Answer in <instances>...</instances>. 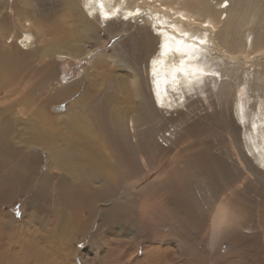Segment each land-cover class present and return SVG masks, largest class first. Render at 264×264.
Masks as SVG:
<instances>
[{
    "label": "bare ground",
    "instance_id": "obj_1",
    "mask_svg": "<svg viewBox=\"0 0 264 264\" xmlns=\"http://www.w3.org/2000/svg\"><path fill=\"white\" fill-rule=\"evenodd\" d=\"M212 1L61 0V5L66 9L67 14L77 20L87 33L96 32L95 22H104L107 27L110 25L109 19L119 18V26H126L122 31L128 33L123 41L133 40L135 42L132 51L122 50L118 62L120 63L119 68L124 70L122 72H128L132 76V90L129 88V91L130 94L133 92L137 101L119 93L120 100L117 103L106 101L76 104L65 116L64 125L67 132H61L53 127H38L33 121L34 115L46 119L47 110L35 104V97L29 93V88L18 89L15 82L18 72L27 66L24 59L39 53L38 51H30L34 36L28 29H25L16 37V44L21 47V52H13L3 45L0 48V190H2V187L5 190V188H9L8 186H11L12 190L13 184L21 185L23 182L26 185H37V193L30 200V203L35 204L38 201V195L40 193L44 195L49 184H52L54 188L59 185L62 187L63 196H67L66 203H60L62 213L58 217L61 225L71 224L72 226L75 223V225L78 224V226L86 228L89 224H93L91 226L95 228L93 219L96 215L92 214L91 210L93 206H97V203H101L103 209L96 228L103 226L113 228L114 224L128 214L127 203L120 206L122 201L119 198L123 195L122 192H119V188L127 186L124 187V190L129 191L131 185L126 182L135 174H140V181L149 182L148 184L151 183L153 187L154 183H158L159 187L162 186L158 188L159 193L164 192L166 182L168 184L173 182L170 186L173 188L170 194L176 198L183 194L187 197L190 206L202 213L210 210L209 205L218 196L211 191H208L209 193L204 192L210 188L206 187V184L209 186L210 181L215 182L214 176L218 175L222 183L230 189L228 179L231 178L232 174H236L238 170L242 169L241 164L243 165V162L249 165V170L264 188V111L260 109L263 98L257 94L250 95L253 98V103L246 110L244 101L245 84L248 82L247 76L249 75L246 70L241 69L235 92L232 94V105L230 101L226 102L228 107L226 106L227 108L224 109L225 115L222 110L220 113L223 130L230 129L226 121L231 123L232 120L235 124L231 123L234 130L232 132L233 137L237 139L238 134L241 135L240 140L244 145H242L244 157L238 156L234 159L239 162L238 165L241 169L235 166V163L232 164V167L228 162H225V164L220 163L217 158L209 157L208 151H193L181 155L184 152L181 149V151L166 158L167 153H163L159 140H157V135L164 126V115L162 116L160 111L175 104L177 106L184 105V100L187 97L185 92L200 88L206 83L203 74H216L221 80V78L224 79L225 72L227 74L230 63H239L244 67L248 63H253V61H250L252 58L253 60L264 58L263 53L252 55L254 46L249 34L239 43H230L226 39L227 35L222 33L225 28H230L227 22V15L230 10L233 14H240V12L253 13L252 18L256 19V22L259 21V16L264 13V0H220L218 5L212 4ZM231 1H234V4L231 5ZM0 2H2L3 7L7 8L5 0H0ZM8 8L15 10L14 18L5 13L0 19V42L6 33L14 30L22 18H26L28 15L27 11L18 4V0H14ZM139 17L144 21V25L141 27L131 23V18L135 21ZM45 21L47 19L44 14L38 12L31 24L32 29L39 32L40 28L46 25ZM249 21L247 20L246 24ZM53 24L56 23L53 22ZM256 26L257 24L254 28ZM132 28L133 31H130ZM259 41L260 45L264 44L263 37ZM61 43L67 48L68 41L66 38H62ZM121 45H118L119 50L122 49ZM70 49L71 47L66 50ZM118 51L115 50L114 53ZM51 53H54L53 49H44V52L41 53L42 56L49 57L46 64L41 70L27 73L29 78H33L37 75V72H43L44 70L41 84L48 83V85H51L50 81L54 77V69L57 62L61 60H56L54 57H69L64 52L56 55ZM39 60L41 62V59ZM220 66H224V72H222ZM125 79V76L118 79L119 92L123 93L128 89L127 84L124 83ZM223 82V80L220 81V84ZM223 89L225 91V87L221 91ZM253 89L258 90L257 87ZM175 91L179 94L176 98L172 95V92L175 93ZM252 91L255 92V90ZM58 95H60V91L56 93V96ZM22 114L25 118H22ZM179 116L180 113L177 117ZM170 119L173 122L180 121V119L174 117H170ZM21 125H25L27 134H18ZM203 133L204 130L201 131V134ZM162 134L160 135L161 141L169 142V137L162 136ZM169 135L171 136V134ZM220 140L222 141V139ZM165 145L168 144L165 143ZM149 159H154V163L157 162L155 173L150 178L146 174L149 171L147 169V164L150 165ZM213 160H215L214 163ZM193 162L200 163V168L197 163L192 165ZM136 171L137 173H135ZM240 175L241 171L238 176ZM65 188H67V191L64 192ZM168 189L170 190V188ZM161 190L163 192H160ZM148 191L150 192V189ZM48 193L51 201L53 198H58L57 191H49ZM117 194H119V197ZM166 194L165 196L162 194L163 197L160 196L161 200L158 201L157 210H161L162 213L171 207L174 212L173 215H177L180 212L176 209L177 206L173 203V198L168 197ZM115 197L117 199H114ZM227 198H231V196H227ZM87 199H90V201L87 202ZM221 201L223 202V200ZM106 204H109V206ZM236 205L238 206V203ZM205 206L207 207L206 210ZM140 207L142 208L143 205H140ZM234 207L233 204L218 203L210 228L212 235L210 239L211 247L214 244L219 246L218 239L220 233L223 235L224 231L226 237L232 234L238 239L240 231L253 229L252 214L248 212V207H246V211L243 210V213L239 211L238 207V210H235ZM143 209L145 208L143 207ZM30 211L19 222L13 216L7 215L4 218L6 215L1 211L0 228L6 232L15 223L25 225L32 222L33 219L36 220L35 217L39 214L36 213V206L31 208ZM56 211H59V209L56 208ZM154 212H157L156 209ZM122 225L125 224L122 223ZM228 233L230 234L228 235ZM31 236V243H27L29 246L21 247L18 250H7L5 247L7 246L6 241H3L6 244L3 246L4 254L1 253L4 263L0 262V264L47 263L49 261L47 256L49 250L39 245V242L44 241V237H40L37 232L31 233ZM229 238L227 242H232L229 241ZM8 245L10 244L8 243ZM118 247L120 246L117 245ZM71 255L73 254L69 256ZM225 262L227 263V261Z\"/></svg>",
    "mask_w": 264,
    "mask_h": 264
},
{
    "label": "rangeland",
    "instance_id": "obj_2",
    "mask_svg": "<svg viewBox=\"0 0 264 264\" xmlns=\"http://www.w3.org/2000/svg\"><path fill=\"white\" fill-rule=\"evenodd\" d=\"M13 1L14 0H5V2H7L5 3L7 8L3 7L2 2H0V19L5 13L6 15L9 14L8 16L11 18H14L13 14L15 10L8 8ZM148 1L152 2V0ZM219 1L220 0H213L212 4L215 3L218 5ZM18 4L27 11L28 15L26 18H22L19 25H17L14 30L6 33L4 38L1 39L0 48L5 45L13 52H21V47L16 44V37H18L21 32H24L25 29H28L34 36V42L30 51H38L39 53L38 55L28 56L24 59L27 66L18 72L15 82L17 83L18 89L22 90L29 88V93L36 99H34L35 104L47 110L46 119L34 115L33 121L38 127H53L59 129L61 132H67L64 125L65 116L76 104L106 101L117 103V101L120 100V94L137 101L133 92L130 94L129 91V88L132 90L131 74L122 72L124 70L119 68L120 63L118 61L122 50H128L130 52L135 46L133 40L123 41L128 33L122 31L126 26H119V18L109 19L110 25L107 27L104 22H95L97 27L96 32L87 33L77 20L67 14L66 9L61 5V0H18ZM232 4H234V1H231V5ZM38 12H42L47 19V21H45L46 25L41 27L39 32L33 30L31 27L34 16ZM252 17L253 13L250 12L233 14L230 10L227 15V22L230 28H225L222 33L227 35L226 39L230 43H239L249 34L254 46V53L252 55H258L259 53L264 54V44L260 45L259 41L261 37H263L264 40V13L259 16L260 20L257 22L256 19ZM200 18L202 19L203 17ZM247 20L250 21L246 24ZM53 22H55L57 26L53 24ZM131 23L140 27L144 25V21L140 17L135 21L131 18ZM255 24H257L256 28H254ZM54 26H56V28H54ZM130 31H133V28ZM62 38L67 39V48L61 43ZM120 44H122V49L119 50L118 45ZM70 47V50H66ZM49 48L54 51V53H51L52 55L64 52V54L69 56L68 58L53 56L56 60H61L56 64L54 77L52 81H50L51 85H48V83L41 84L44 70L43 72H37V75L33 78L27 76V73L30 71L41 70V68L44 67L49 57L42 56L41 53L44 52V49ZM115 50L119 51L114 53ZM39 59H41V62ZM250 61H253V63H248L244 67L239 63H230L227 74L225 72V77L224 79L221 78V80L216 74H203L206 83L200 88L186 91L185 96H187V100H184V105L181 104L177 106L175 104L172 107L160 111V114L162 116L164 115V126L157 135V140H159L163 153H167L166 158L181 151V149L185 152L181 155H186L193 151H208L209 157L217 158V161H220V163L225 164V162H228L231 164V167L232 164L235 163V166L239 167V162L234 159L238 156L244 157L242 149L243 142L240 140L241 135L238 134L237 139L233 137L232 132L234 130L232 125L234 122L232 120L231 123L233 124L225 119L230 129H227L228 132L223 130L224 127H222L223 122H221L220 113L222 110L225 115L224 109L228 107L227 103L229 101L231 105L233 103L232 94L235 92V86L240 78L241 69L249 73L247 76L248 82L245 84L246 94L244 96L246 110L247 108L249 109L250 105L253 103V98H251L250 95L257 94L263 98L262 107L260 109L264 111V58L260 60H253L252 58ZM223 67L224 66H220L222 72H224ZM124 76L126 77L124 83L127 84L128 89L122 93L119 92L118 79ZM222 80L224 82L220 84ZM224 87L225 91L224 89L221 91ZM255 87H257L258 90L253 89ZM252 90H255V92ZM58 91H60V95L56 96ZM176 93V91L175 93L172 92L175 98L179 95ZM178 113H180L179 117H177ZM21 116H23V114ZM169 116L180 119V121L173 122ZM22 118H25V116ZM202 130H204L203 134H201ZM18 134H27L25 125L19 127ZM161 134L162 136L169 137V142H162ZM169 134H171V136ZM220 139H222V141ZM171 141L172 143H170ZM165 143L168 145H165ZM250 159L253 161L252 158ZM149 162L150 165L147 164V169L149 171L146 173L148 176H146L150 178L155 173L157 162L154 163V159H149ZM214 162L215 160H213V163ZM187 163L189 164V162ZM196 163L198 164V162ZM196 163L193 162L192 165ZM199 165L200 163L198 164L200 168ZM241 166L242 169L239 167L241 170H238V172L234 171L238 174H232L231 178L228 179L230 189L222 183L218 175L214 176L215 182L210 181L209 186L206 184V187L210 188L204 192L207 193L211 191L213 194L218 195L216 197L217 201H214V199L213 202L211 201L212 204L209 205L210 210L206 213L198 212L191 207L187 197L183 196V194L177 198L170 194L173 189L170 186H172L171 184H173V182H170L171 184L166 182L163 190L164 192L161 190L160 192L163 193H159L158 188L162 186L159 187V185H157L158 183H154V188L151 186V183L149 185V182L140 181V174H135V177L133 176L126 182L131 185L129 191L124 190L127 186H121L123 187L122 189H120L121 187L119 188V192H122L123 195V197L119 198V200L122 201L120 202V206L127 203L128 214L114 224L112 226L113 228L104 226L101 228L97 227L99 230L96 228V225L99 223L103 209L101 203H97V206H93L91 210V213L96 215L93 219L96 229L92 228L91 225L93 224H89L86 228L78 226V224L75 225V223H73L72 226L71 224L61 225L58 217V215L62 213L60 203H66L67 196H63L62 187L59 185H56V188H54L52 184H49L45 194L43 195L40 193L38 195V201H36L37 203L35 204L30 203V200L37 193V185H26L24 182L21 185L13 184L12 190L14 192H11V186H8L9 188H5V190L4 187H2V190H0V192L2 191L0 193V210L6 215L4 218H6L7 215L13 216V218L19 222L25 217L24 215H28L31 212L30 210L34 208V206L37 208L36 213L39 214L35 217L36 220L33 219L32 222L29 221L30 223L25 225H17L15 223L12 227H9L6 232L0 228V243H2L0 244V262L4 263L1 257V253L2 255L4 254V245L7 244V246H9H5L7 250H18L21 247L29 246L27 243H31V233L37 232L40 237H44V241L42 240V242H39L40 247L49 250L47 256L50 262L47 261L45 264H264V188L259 184L256 176L251 173L248 167L249 165L246 162H243ZM230 170L232 169L230 168ZM240 171L241 175L238 176ZM135 173H137V171ZM168 188H170V190ZM149 189L152 194L148 191ZM49 191H57L58 198H53L51 201L50 194L48 193ZM65 191H67V188L64 189V192ZM162 194H164V196L166 194L168 197L170 196V198H173V203L177 206L176 209H178L180 213L173 215L174 212L171 210V207L167 210L165 207L166 211H163L164 213H161L159 209L157 210L158 201L161 200L160 196H162ZM117 196L119 197V194H117ZM227 196H231V198H227ZM114 199H117V197ZM154 199H156V202ZM221 200H223V202ZM89 201L90 199H87V202ZM218 203L233 204L235 210H238V207L241 213H243L244 209L246 211V207H248V212L252 214L254 227L252 230L240 231L238 239L230 233H228V235L230 234L229 237L233 239L226 237L224 231L223 235L220 233L218 239L220 247L215 244L211 247L210 239L212 235L210 228L213 215H215L217 211ZM236 203H238V206ZM140 205H143L145 209H143V207L141 208ZM107 206H109V204ZM56 208H58L59 211H56ZM155 209L157 212H154ZM206 209L207 207L205 210ZM1 211L0 217H2ZM138 211L140 212L138 213ZM200 213H205V215L201 217L202 214ZM122 223L125 225H122ZM97 231L98 233H96ZM228 238L229 241L232 242H227ZM3 241H6V244ZM7 242L10 245H8ZM117 245L120 246L122 250L120 247L117 248ZM215 247L218 248L216 249ZM70 254L73 255L69 256ZM225 261H227V263ZM25 264H27V262Z\"/></svg>",
    "mask_w": 264,
    "mask_h": 264
}]
</instances>
